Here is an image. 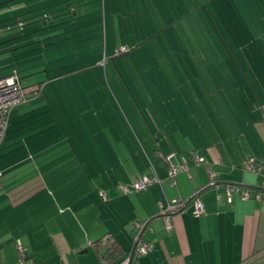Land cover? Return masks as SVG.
Here are the masks:
<instances>
[{"label":"crops","instance_id":"0c3cea01","mask_svg":"<svg viewBox=\"0 0 264 264\" xmlns=\"http://www.w3.org/2000/svg\"><path fill=\"white\" fill-rule=\"evenodd\" d=\"M95 1L98 4V0H0L4 13L0 26H8L0 33V52L11 53L45 33L43 29L32 36L27 33L38 29V21L31 26L27 22L33 19L22 20L29 12L52 22L55 27L46 31L55 30L52 36L65 32L62 37L74 52L77 39L83 42L87 27L98 21L90 16ZM158 2L163 11L169 10L164 0ZM20 19L26 34L16 32ZM172 54L163 60L162 70L173 63L178 67ZM179 67L185 70L184 81L154 99V106L165 111H148L143 121L135 118L122 129L97 114L72 116L74 108H88L85 100H61L57 90L62 85L53 86V94L46 90L47 97L41 98L42 82L28 83L37 84L38 92L14 108L0 145V252L5 253L15 234L35 264L49 260L66 264L69 252L86 251L93 239L106 233L129 250L133 224L144 222L142 236L152 247L138 257V264H264V100L250 75L245 84L237 81L235 70L224 73L211 66L205 79L202 68ZM196 74L202 78L193 77ZM107 140L119 141L115 152L106 151ZM194 154L200 158L197 163ZM183 159L186 168L170 175V165ZM249 159L255 169L243 167ZM143 175L152 180L136 186ZM211 178L220 186L231 182L259 188L262 199L217 198L221 188L209 186ZM122 185L129 187L127 191L120 189ZM196 190L203 203L201 213L193 212L190 199ZM177 197L188 201L170 216L171 227L165 230L158 204Z\"/></svg>","mask_w":264,"mask_h":264},{"label":"rangeland","instance_id":"374dc122","mask_svg":"<svg viewBox=\"0 0 264 264\" xmlns=\"http://www.w3.org/2000/svg\"><path fill=\"white\" fill-rule=\"evenodd\" d=\"M164 2L170 8L168 0ZM95 4L96 1L93 2V6L91 5L94 11L90 16L93 15L92 18L98 21L96 23L93 21V28L92 25L87 27L85 33L87 37L83 42L77 39L74 52L71 45L66 44V39L62 37L65 32L54 36L52 32L55 30L46 32L55 27L52 25L43 29L45 33L39 34L38 37L35 36L34 42L11 50V53L7 49L0 52V75L17 71L23 84L42 82V87H45L41 98H45L46 90L49 89L53 94L51 88L62 85L67 90L63 88L57 90V95L61 100H85L88 108L80 110L78 107L74 108L76 114L72 116L97 114L107 120L110 126L118 129L128 128L129 121L134 122L135 118L143 121V116H148V111L151 113L154 110L158 111L157 113H161L160 110L164 112V107L154 106V99H159L172 85L180 86V81H184L186 77L184 68L181 71L182 68L176 67L174 63L173 65L168 64V68L162 70L163 60L167 59L169 50H171L170 40H165L166 44L164 42L162 49L157 45L153 46L154 38L163 34L169 35L171 27H166L154 37L149 38L150 34L173 18L176 12L170 9L163 11L164 7L158 0H103V3L102 0H98V4ZM3 16L4 13H0V18ZM76 20H79L78 17ZM42 22L44 25L52 23L48 18L38 21L41 24ZM73 31L78 33L80 29ZM40 35L42 39L39 38ZM81 36L84 35L74 37L80 38ZM57 38L58 40L55 41ZM37 39H41L42 43ZM140 41L145 42V45L135 50L133 46ZM35 46L37 47L34 50L20 53L25 48ZM166 47L169 48L166 49ZM162 50L165 52L161 54ZM111 52L120 54L112 60ZM154 52H157L158 57L154 58ZM33 57L35 59H32ZM79 67H85V69H79ZM72 68L75 70L71 71V74L63 76L62 73ZM132 79L136 80L133 82L135 89L131 84ZM129 81L128 88L125 84ZM74 86H80V91L73 90ZM157 102H162V100ZM10 126L9 124L8 128ZM115 141L120 145L118 140H107L108 144H103L107 152L110 153V149L111 152L118 149ZM25 236L24 234L20 237L24 239ZM16 237L18 236L12 235L6 244L8 247L5 253L0 252V264H23L18 260ZM22 245H25V242ZM67 257L70 261H66V264H98L91 247L84 252H80V249L69 252ZM48 264L56 263L49 260Z\"/></svg>","mask_w":264,"mask_h":264},{"label":"trees","instance_id":"16d2710c","mask_svg":"<svg viewBox=\"0 0 264 264\" xmlns=\"http://www.w3.org/2000/svg\"><path fill=\"white\" fill-rule=\"evenodd\" d=\"M168 2L169 9L176 14L149 35V38H152L166 27H171L169 35L163 34L154 38L155 46L162 49V46L166 44L165 40H170L169 52L173 53V57L176 56L174 57L175 61H178L176 65L192 70L202 68L205 79L208 77L206 72L210 71L211 66H217L224 73L235 70L237 72L235 78H238L237 81L240 83L248 84L247 77L250 75L258 87L261 99L264 100V0H168ZM29 13L31 14L24 16L22 20L33 19L27 22L31 26L46 18H40L41 13ZM20 20H17L16 32L26 34L21 30L23 28L22 20ZM49 26L51 23L47 25L38 23L37 30H29L27 33L32 36L35 32ZM4 27L8 26H0V33L3 32ZM143 45L145 42L140 41L133 48L136 50ZM163 50L161 53L165 52ZM156 53L154 52V58L158 57ZM110 54L113 60L120 53ZM197 75L202 78V74H196L193 77ZM220 76L222 77L221 74ZM223 76L232 78L229 74H223ZM251 93L255 99L256 93L253 90ZM261 106H264V103ZM90 246L98 259V264L103 262L114 264L127 251L109 233L93 239ZM21 262L35 264L27 253L22 256Z\"/></svg>","mask_w":264,"mask_h":264},{"label":"built area","instance_id":"2783aa9c","mask_svg":"<svg viewBox=\"0 0 264 264\" xmlns=\"http://www.w3.org/2000/svg\"><path fill=\"white\" fill-rule=\"evenodd\" d=\"M125 48V47H123ZM39 86L37 84H23L21 78L17 72H10L7 74L0 75V144L4 139L6 134L9 119L11 116V112L15 107L22 104L27 100L30 94H36L38 92ZM264 109V106H262ZM195 162L200 160L197 154L193 155ZM243 167L247 169H255V164L251 159L247 160L243 163ZM186 168V160L177 165H170L169 174H175L179 169ZM1 174V170H0ZM152 180L151 177L147 175L141 176V178L135 183L136 186H144ZM209 186L220 187L221 191L218 190L215 193L217 198H224L225 201L230 202L232 199L237 196L241 199L254 198L257 200L262 199V190L261 189H251L249 187H245L238 183L226 182L224 184H220L216 182L213 178H211L209 182ZM120 189L125 192L127 191V186L122 185ZM199 191L196 190L190 196V199L193 203V212L201 213L203 211V203L198 195ZM188 198L185 197H177L173 198L170 202L163 204L159 202L158 204V212L157 215L161 220L162 226L165 230H169L171 227L170 216L175 214L181 210H183L186 206ZM145 227L144 222H135L133 224V229L135 233L132 237L133 245L132 247L125 252V254L119 258L114 264H138V257L140 255L146 254L151 250L152 243L150 240L145 239L142 236V231ZM17 253L18 260L22 261V256L26 253L24 247L17 244ZM103 264H107L103 262Z\"/></svg>","mask_w":264,"mask_h":264}]
</instances>
